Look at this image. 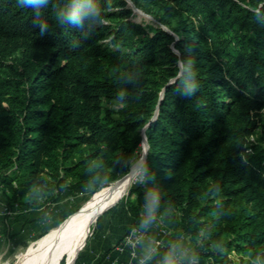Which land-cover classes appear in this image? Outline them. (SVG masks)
I'll return each mask as SVG.
<instances>
[{
    "label": "trees",
    "instance_id": "obj_1",
    "mask_svg": "<svg viewBox=\"0 0 264 264\" xmlns=\"http://www.w3.org/2000/svg\"><path fill=\"white\" fill-rule=\"evenodd\" d=\"M140 1L167 29L133 21L124 0H94L99 16L81 25L60 14L84 0H49L39 16L0 0L5 207L46 210L66 190L114 181L149 123L146 173L124 205L142 225L156 193L172 240L146 264L184 234L196 264H264V0Z\"/></svg>",
    "mask_w": 264,
    "mask_h": 264
},
{
    "label": "rangeland",
    "instance_id": "obj_2",
    "mask_svg": "<svg viewBox=\"0 0 264 264\" xmlns=\"http://www.w3.org/2000/svg\"><path fill=\"white\" fill-rule=\"evenodd\" d=\"M124 2L126 8L131 11L130 18L133 21L146 27L160 26L163 29H167V26L160 23L142 1L138 0L134 3L133 0H124ZM92 23L96 24V22ZM104 105L114 111L119 106L115 101H104ZM259 113H261V118H263L264 108ZM143 129L142 127V141L137 153L130 159L129 169L126 173L121 174L117 179L105 185L85 183L74 190H66L61 194L59 200L51 204L46 210L44 205L35 209H29L28 206H13L11 209H6L0 187V264H66L74 247H76L77 251L73 264H87L86 262L92 261L94 256L97 257L99 255L100 252H95L93 247L99 245L100 241L105 238L108 239L110 244L116 241L117 236L122 232L126 221L129 219V214L124 205L128 191L141 183L135 173L138 168L141 169L139 161L144 152ZM256 131L258 135L264 134L261 127H258ZM255 138L256 136L253 135L250 141ZM125 178H127V186L122 194L105 206L109 207L113 204L110 207L112 211L109 213H105V211L99 214L100 211L89 218L87 225L62 228L66 221L75 217L87 205L95 201L97 194L108 187L115 186L117 182ZM53 192L55 193L56 191L54 190ZM45 200V196L42 197L40 193H37L36 203H42ZM16 217L17 219L19 218L18 221L13 220ZM98 218L101 219L99 227L97 226ZM26 219L32 221L22 225V222ZM154 220L155 223L161 222L162 225L166 226L162 216L155 215ZM7 228H9V232L6 231ZM111 235L112 238L109 237ZM180 238L183 240H180L176 253L178 252L179 263H185L186 258L191 256L194 251V244L186 234ZM87 255L93 256L89 260ZM229 257L234 261H238L241 257L247 258L245 254L240 256V254L235 252H231Z\"/></svg>",
    "mask_w": 264,
    "mask_h": 264
},
{
    "label": "clouds",
    "instance_id": "obj_3",
    "mask_svg": "<svg viewBox=\"0 0 264 264\" xmlns=\"http://www.w3.org/2000/svg\"><path fill=\"white\" fill-rule=\"evenodd\" d=\"M49 3V0H18V4L23 8H30L37 16L40 15V10L45 8ZM100 14V9L94 3V0H84V6L80 7L72 6L65 12L60 14V20L73 23L75 25H81L85 19L89 21L94 20ZM42 30L44 25H40ZM188 92L192 90V86L185 85ZM146 169L138 168L135 175L138 179L142 180ZM158 204V196L156 193H149L148 199L145 204L146 216L142 221V226H146L155 218L156 207ZM164 264H176L173 259V253H170L165 257Z\"/></svg>",
    "mask_w": 264,
    "mask_h": 264
},
{
    "label": "built area",
    "instance_id": "obj_4",
    "mask_svg": "<svg viewBox=\"0 0 264 264\" xmlns=\"http://www.w3.org/2000/svg\"><path fill=\"white\" fill-rule=\"evenodd\" d=\"M153 226L156 228V237L152 240L153 246L150 250L145 253L139 251L140 241L147 237L146 230L142 225H132L129 230L121 237L116 243L114 249L117 253H127L128 261L126 264H146L150 258L151 253L161 250L166 244V241L170 237V230L166 226L162 225L161 222L154 223ZM176 264L179 263L178 254L173 256ZM117 258H113L110 255L106 256L107 264H116ZM158 264H164L163 261H159Z\"/></svg>",
    "mask_w": 264,
    "mask_h": 264
},
{
    "label": "crops",
    "instance_id": "obj_5",
    "mask_svg": "<svg viewBox=\"0 0 264 264\" xmlns=\"http://www.w3.org/2000/svg\"><path fill=\"white\" fill-rule=\"evenodd\" d=\"M128 218L129 219L126 221V225H125L124 229L117 236L116 241H114L112 244H110L108 239L105 238V239H103V241L99 242V245H95V247H93V249H95V252H100V253L97 257L94 256L92 261L90 259L92 258L93 255H87V258H89V260H90L89 262H86L87 264H97V262L99 261V259L101 258L102 255H104V261L102 262V264H107V262H106V256L107 255H110L113 258H117L118 261L116 264H126L127 263V261H128L127 253L119 254L115 251L114 247H115L116 243L121 239V237L128 231L129 226H131V224H132V219H131L130 215ZM144 228L146 230L147 237L140 241L139 251L141 253H145L152 248V246H153L152 240L156 237V232H157L156 228L153 225L144 226ZM109 237L112 238V235ZM181 239L182 238L176 240L175 244L171 246L170 250L167 253V256L170 253H173V256L175 254H178V252L176 253V250H178V246L181 242L180 241ZM171 240H172V238L170 237L169 240H167V242H170ZM164 261H165V259L163 260V263H164ZM184 262H185L184 264H196V259L193 256H188L186 258V261H184Z\"/></svg>",
    "mask_w": 264,
    "mask_h": 264
},
{
    "label": "bare ground",
    "instance_id": "obj_6",
    "mask_svg": "<svg viewBox=\"0 0 264 264\" xmlns=\"http://www.w3.org/2000/svg\"><path fill=\"white\" fill-rule=\"evenodd\" d=\"M144 149H145V144ZM127 186V178L117 182L115 186L108 187L104 189L102 192L96 195V200L87 205L80 213H78L75 217L71 218L70 220L66 221L65 224L62 226L69 227V226H79V225H87L89 218L98 214L100 211L102 212L104 209L108 208L105 207L109 204L114 198L119 197L122 192L124 191L125 187ZM105 207V208H104ZM104 208V209H103ZM100 212V213H101ZM99 213V214H100ZM58 232V231H57ZM76 247L72 249L70 255L67 259L66 264H73V260L76 254Z\"/></svg>",
    "mask_w": 264,
    "mask_h": 264
},
{
    "label": "water",
    "instance_id": "obj_7",
    "mask_svg": "<svg viewBox=\"0 0 264 264\" xmlns=\"http://www.w3.org/2000/svg\"><path fill=\"white\" fill-rule=\"evenodd\" d=\"M148 124H149V123H147L145 126H147ZM145 126H144V127H145ZM144 127H143V128H144ZM143 143L145 144V149H144V152H143V154H142V157H141V159H140V161H139L141 165L143 164V162H144V160H145V156H146V152H147V144H146V141H145V137H144V136H143ZM118 200H119V199H118ZM118 200H117V201H118ZM117 201H116V202H117ZM112 205H113V204H112ZM112 205H111V206H112ZM111 206H109L108 208H110ZM108 208L104 209L101 213L107 211ZM101 213H100V214H101ZM76 256H77V255H76Z\"/></svg>",
    "mask_w": 264,
    "mask_h": 264
}]
</instances>
